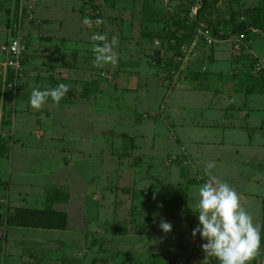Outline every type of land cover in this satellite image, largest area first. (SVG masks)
<instances>
[{"label":"rangeland","instance_id":"obj_1","mask_svg":"<svg viewBox=\"0 0 264 264\" xmlns=\"http://www.w3.org/2000/svg\"><path fill=\"white\" fill-rule=\"evenodd\" d=\"M50 1L33 4L35 15L28 19L32 11L22 0L27 11L21 33L29 45L23 56L51 39L65 40L69 48L76 43L87 75L100 78L109 71L113 77L99 79L102 95L94 108L51 110L45 104L25 113L18 98L9 123L0 118V139L7 145L0 154V264H35L28 250L54 247L56 241L58 251L47 253L64 255L66 264H219L205 257L199 233L192 237L198 225L196 189L207 180L204 167L214 162V174L236 189L242 207L261 225L264 87L251 75L264 72V34L254 32L242 52L255 63L233 57L231 37L205 47L202 73L175 86L144 56L158 47L156 15L164 12L159 0H115L113 6L111 0H95L103 23L90 22L88 28L82 0ZM212 1L222 17L264 5V0ZM16 3L0 0V45L10 38ZM93 33L109 41L118 37L115 66L94 67ZM135 83L138 91L127 92L137 90ZM53 189L67 196L55 205L66 212L64 231H13L4 225L6 207L42 209ZM161 219L172 224L171 232L159 228ZM117 228L126 233H113Z\"/></svg>","mask_w":264,"mask_h":264},{"label":"trees","instance_id":"obj_2","mask_svg":"<svg viewBox=\"0 0 264 264\" xmlns=\"http://www.w3.org/2000/svg\"><path fill=\"white\" fill-rule=\"evenodd\" d=\"M82 1L84 4L88 5L87 18L89 22H92L93 25H95L94 20H102L100 8L97 6L95 0ZM113 2H115V0L110 1L112 6ZM171 5L173 6L172 13H168L164 10L162 14L156 15L160 28L154 38H158L159 45L158 47H155V52L151 55V62L153 61L155 63V67L159 71L162 70V76L165 81H169L171 76L169 73L171 69L177 68L174 64L172 55L176 53L179 46L183 43L189 42L193 36V26H190L187 23V14L191 5V0H172ZM23 10L22 18L26 14L27 8L24 7ZM241 18H243L242 21ZM195 21L204 24L210 30L211 35L220 40H227L231 37L232 39H235L240 34H243V47H241L238 52H234L233 57L235 59L247 58L250 59L252 63H255V59L251 58L249 54L245 55L242 52L245 50V43L253 34L258 32L264 34V5L237 14L231 12L227 17H222L216 8L215 1L203 0ZM201 47L203 48L205 46L202 45ZM251 76L252 80H261L264 87V72L262 69H257V72L253 73ZM191 77L197 78L198 76L196 77V74H194L191 75ZM6 100H9V97L5 93L1 106V124L9 123L10 119V112H8V114L5 113ZM4 119H7V121ZM121 137L131 140V138H127L125 135H121ZM130 147H133L132 141H130ZM6 150L7 145L5 140L0 139V154H6ZM66 199V195L64 196L62 192L53 189L47 192L44 207L42 209L36 210L17 207L10 211L9 208L6 207L4 225L36 229H65L67 222L66 213L56 210L54 206L57 203L65 202ZM261 205V249L256 255L258 260L256 261V264H264V198L261 200ZM113 233L124 234L126 232L124 229L120 230V228H117ZM204 243H206V241Z\"/></svg>","mask_w":264,"mask_h":264},{"label":"clouds","instance_id":"obj_3","mask_svg":"<svg viewBox=\"0 0 264 264\" xmlns=\"http://www.w3.org/2000/svg\"><path fill=\"white\" fill-rule=\"evenodd\" d=\"M96 23L99 25L103 21L97 20ZM91 41L94 67L117 64L118 55L114 47L118 44V37L113 36L109 41L106 34L93 33ZM69 87L64 83L43 90L36 86L31 91L29 104L36 110L41 109L49 98L58 104L66 96ZM214 168V162L204 167L203 176L207 180L196 189L198 225L192 230V237L195 238L199 233L201 239L206 241L201 245L205 257H214L219 264H248L259 253L261 228L242 207L236 189L214 174ZM159 228L169 233L172 224L161 219Z\"/></svg>","mask_w":264,"mask_h":264},{"label":"crops","instance_id":"obj_4","mask_svg":"<svg viewBox=\"0 0 264 264\" xmlns=\"http://www.w3.org/2000/svg\"><path fill=\"white\" fill-rule=\"evenodd\" d=\"M40 0H25V4L27 5L28 8L31 9L30 15H26L28 19H32L35 15L34 11V6L33 4L39 3ZM44 1V0H42ZM58 1H66V0H58ZM57 0H53L48 2V4H53L57 5L58 3ZM67 1H79V0H67ZM49 6H45V8H48ZM82 9V8H81ZM88 21H84V28H88ZM63 30L58 31L59 33H62ZM149 33V31H148ZM70 34V33H66ZM147 34L144 31H142L141 35ZM230 40V39H229ZM57 42H54L53 39L49 40L48 43L45 45H40L37 48H33V54H28L24 55L22 58V63H23V71L21 76L19 77L18 81V92L15 97L14 103H10L11 101L6 100L5 103V110L8 114V112L13 111L14 107L16 106L17 99L20 98V101L24 105V112H28L29 109L32 107L29 104V99H30V94L31 91L34 87L40 86L41 90H43L45 87H55L60 83H64L69 85V91L67 92L66 96L61 99V101L57 104L54 103L51 98L48 99V102H46V106L49 107L51 110L59 109L62 108L64 109L65 107H82L84 108L87 107H96V100L99 95H102V90L100 86V78H103L101 76L102 73H107L111 75L110 79L111 80L113 75L109 71H101L100 73V78H95L94 75H92L91 72H89V75L84 72L83 69H86L84 65L82 67L79 66V49H77L76 43L73 44L72 48H69L68 45L65 44V40L63 42L60 41V39H57ZM1 46V45H0ZM29 46V45H28ZM28 46L26 47V51L29 49ZM202 48V47H201ZM199 48V50L196 52L195 56L193 57V60L188 64L186 72L182 75L180 81L188 80V79H193L191 75L196 74V77L200 75L199 69L201 68L202 64L204 63L205 56L204 51L205 50L203 47L202 49ZM155 49H149L147 53H144V56L148 58V65L151 66L150 60H151V55L154 53ZM46 52V55H37L38 52ZM209 55V56H208ZM207 60L212 61V55L213 54H208ZM3 58V57H2ZM0 59V61L2 60ZM39 58L41 60H39ZM78 65V66H77ZM154 68L153 66H151ZM89 68V67H88ZM157 72L159 71L156 67L154 68ZM159 73V72H158ZM160 74V73H159ZM147 75V74H143ZM138 77L140 76L139 74L137 75ZM134 89L137 90H127V92H137L139 85L138 83H135L133 85ZM94 102V103H93ZM15 105V106H14ZM40 112V111H37ZM101 114V112H97L95 115ZM7 121V119H4ZM190 156V154H188ZM191 158V157H190ZM176 161H178L177 156H176ZM1 202V200H0ZM60 204L57 203L55 204L56 206ZM56 206L55 209H56ZM17 208V206L13 207L12 209L9 208V210H14ZM62 212H65L64 210H59ZM66 213V212H65ZM1 217V216H0ZM13 231H23L25 229H30L26 227H16V226H10ZM31 229H36V228H31ZM48 230V229H46ZM49 230H59V229H49ZM60 231H64V229H61ZM14 234L12 233L11 236ZM58 241L55 242V244L58 245ZM13 247L18 245V240L13 239L10 242ZM54 245V247H42L38 251H31V255H28V261L35 262V264H66V257L64 255H57L55 253H47V251H50L48 249H52L54 251H58L57 248L58 246ZM41 252V254H40ZM12 256V255H11ZM25 257V258H26ZM70 260V259H69Z\"/></svg>","mask_w":264,"mask_h":264},{"label":"built area","instance_id":"obj_5","mask_svg":"<svg viewBox=\"0 0 264 264\" xmlns=\"http://www.w3.org/2000/svg\"><path fill=\"white\" fill-rule=\"evenodd\" d=\"M162 8L168 13L173 12L172 0H159ZM203 0H191V5L187 14V23L193 26V36L189 42L183 43L178 47L175 54H173L174 64L177 68H172L170 71L169 84L178 85L182 75L186 72L188 64L192 61L197 50L204 45L212 46L225 40H220L211 35L210 30L202 23L195 21L199 9L202 6ZM23 2L17 0L16 17L10 25V38L9 40L0 46V53L3 58L0 61V115L2 100L5 93L9 97L10 103H14L15 97L18 92V81L23 71L22 56L25 51V44L21 33L22 28V16H23ZM99 20V19H98ZM243 18H241V21ZM97 20H94L95 24ZM255 32V31H254ZM244 35L240 34L237 38L232 39V50L238 52L243 47ZM229 40V39H227ZM155 46L159 45V42L154 43ZM151 64L155 67V63ZM102 77L109 79L110 76L102 74ZM10 78V79H9ZM1 118V117H0ZM11 120V116H10Z\"/></svg>","mask_w":264,"mask_h":264}]
</instances>
